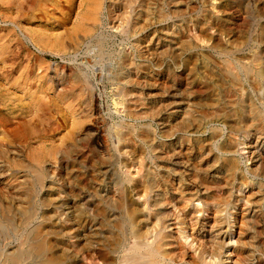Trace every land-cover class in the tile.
Instances as JSON below:
<instances>
[{
    "label": "rangeland",
    "instance_id": "rangeland-1",
    "mask_svg": "<svg viewBox=\"0 0 264 264\" xmlns=\"http://www.w3.org/2000/svg\"><path fill=\"white\" fill-rule=\"evenodd\" d=\"M98 1L0 0L1 251L9 255L21 245L15 226L3 222L2 215L34 212L36 220L30 228L41 225L43 215L55 217L71 233L69 244L80 252L88 202L100 191L104 198L118 197L120 186L109 174L125 178L124 164L135 165V173L141 157L143 174L153 172L162 190L151 193L152 200L164 195L180 206L182 193L188 199L196 195L207 201L223 196L227 203L218 206L217 219L226 217L233 224L234 235L225 237L233 255L229 264H264V249L246 247L255 237H263L264 242V233H259L264 232V196L256 195L264 189V176L259 175L264 167V137L256 131H231L218 116L228 113L230 97L213 99L209 90L214 84L211 75L229 57L214 47L216 40L239 54L264 50L259 42L264 0H182V5L159 10L165 19L156 10L147 17L144 14L145 18L136 15L138 25H146L137 37L114 28L123 10L109 0L101 9ZM198 20L207 37L213 38L211 42L195 39ZM243 33L248 44L230 43V38ZM100 40L107 43L105 56L99 53ZM125 56H131L133 63L129 79L116 82L111 69ZM207 56L213 66L205 69ZM246 93L264 115V88L257 93L247 84ZM130 129L136 137L125 144L127 153L121 154L117 131ZM144 132L151 138H144ZM223 144H233L235 149L224 153ZM228 158L240 165L236 180L223 171L222 163ZM108 162L118 165L108 167ZM197 168L207 181L204 186L197 180ZM40 177L30 196L33 179ZM212 178L219 181L220 190L211 185ZM245 178L249 185L241 186ZM144 181L141 176L136 184L142 187ZM202 204L192 202L186 223L190 226L192 219L200 220L195 234L209 248L212 226L219 221L216 207ZM169 209L171 222L186 218H182V207L181 214ZM260 219L263 224L258 223ZM179 242L188 246L191 239L179 238Z\"/></svg>",
    "mask_w": 264,
    "mask_h": 264
},
{
    "label": "bare ground",
    "instance_id": "bare-ground-1",
    "mask_svg": "<svg viewBox=\"0 0 264 264\" xmlns=\"http://www.w3.org/2000/svg\"><path fill=\"white\" fill-rule=\"evenodd\" d=\"M98 2V5L102 9V5L103 7H105L107 0H99ZM109 2L113 7L124 11V14L122 16L117 17L116 22L118 23V26L114 28L118 31L121 30L129 37H137V35L140 34L142 29L146 26L145 25L141 28L138 25L137 20H135L136 15H143L144 17L145 14L147 17V15L152 12L150 10H156V13H158L159 15L161 14L160 18L165 19V15L160 12L162 8H164L165 6L167 7V5H182V0H124L122 2L109 0ZM204 3L206 4V2ZM262 14L264 15V12H262ZM194 25L196 26V31L198 30L197 33L195 32V39L199 40L200 42L212 41L213 38H208L205 34L206 31L201 29L202 27L200 26L202 25L199 20L196 21ZM259 29L261 30L259 42L264 43V25L261 24ZM221 34L225 35L224 32H221ZM230 39L232 41L230 42L231 44H238L239 46L246 45L249 42L244 36V33L240 38L237 37L233 39L232 37ZM106 45L107 43L105 40L98 41L99 53L103 55L105 54ZM214 47H216L217 50H221L222 52L224 51L227 55H229V57L227 56V62L223 64L221 70L216 74L213 73L211 75L214 84L211 85L212 87L209 90L212 93L211 95H215L214 97L212 96V98L218 99L220 97L225 98L224 96L230 97V102L228 101L230 103L228 106L230 108L227 110L228 113L220 114L219 112V118L222 120V122L224 121L228 124L231 131L237 133L256 131V134L259 133L260 138H263L264 115L260 110L261 107L259 108V106H256L255 103L257 102H254L250 94L246 93V85L248 84L249 87H251L253 91L257 93L262 92L264 88V50L261 49L253 53L252 55L239 54L233 52L232 50V52L227 51V47L225 45L219 44L218 40H216V44ZM204 59H207L208 61L207 65H205V69H208L210 65L213 64V60L209 56ZM132 66L133 63L131 60V56H125L122 59L118 60L116 62V68L111 69L114 77L113 80L116 82L128 80L129 74L127 73ZM125 96L127 97L126 91ZM260 99L262 100L263 98L260 97L259 100ZM123 100L125 99L123 98ZM262 101H264V99ZM127 109L130 113L131 118L134 117L133 111H131L129 107ZM142 136L146 139L151 138L148 132H144ZM135 137V133L131 129L126 133L117 131V141L118 145L120 146L118 150L121 154L126 152L127 147L125 146V144L127 142L130 143L134 141ZM243 143L244 142H242V144ZM232 149H235V146H233V144L229 146L227 144H223L220 146V150H222L224 153L232 152ZM113 159L114 161H117L114 156ZM140 159L141 161H138L139 168L136 169L135 173L132 171L133 168H135V165H133V167L128 166L127 164H124V166H122V168H124L125 170V178L117 175V173L109 174L112 175V182H115L117 186H120L118 197H116L115 199L104 198L101 195V191L99 190L100 192H97L94 196L96 197V199L94 201L88 202V213L83 220L85 243L83 247L80 248V252H77L78 250L69 244L68 241L70 239L71 233H69L67 228L59 226V223L57 222L58 220H56L55 217L53 218L43 215V220H41L42 224L30 228V225L35 222L34 212H17L13 215L11 214V216L8 213L3 214L1 218L2 221L10 226H15L14 231H16L21 238V245L18 247L17 251L13 253L11 252L12 254H4L1 251L0 247V258L4 257V264H229V261L232 260L233 255H229L231 246L230 242H228L226 238L228 237V239H231V235L233 234V224H231L230 221H227L226 217L217 219L220 213V211H218V206H221L222 202H224V204L225 202L227 203V201L223 199V196H213V192V197H211V200L207 201L201 199V197H198L196 195V197L193 196L192 199H188L185 197L184 193H182L180 199V203L182 206H179L177 203H175L174 200L164 195H162L160 199L152 200L150 194L153 192H159L161 190L160 184L156 180L153 172H151L150 170L146 174H143V170L145 168L143 163L144 160L141 157ZM108 164L109 162L107 163V165ZM115 164L118 165L115 162L112 164L110 163L108 167H111ZM239 166L234 159L230 158L224 159V163H222V168L226 177H232L233 180H236V177L238 176H236V174L239 170ZM114 167L116 168V166ZM200 168H197V180L199 181V184L201 186H204L207 184V181H205L206 179H204V175L201 177ZM212 169L210 167L211 171ZM259 175L264 176V167L259 169ZM141 176L145 180L144 184H141L142 187L136 184V181L140 180ZM33 180L34 182L32 183V186L29 185L31 186L29 189L30 196L36 190L35 188L37 185H35V182L42 181L41 177L37 179L34 178ZM210 181L211 185L216 186V188H218L217 190H220L221 187L217 185H220L219 181L213 178ZM241 182V186L249 185V182L246 180V178ZM104 184L105 182H102L101 185ZM126 184L132 185V187L129 186L130 188H128ZM256 195L264 196V189L261 187ZM194 201H201L204 207L209 205V203L213 204V207H216V219L219 221V223L212 226V234L209 239V242L212 244V246L209 248H207V241H205V239L197 238V235L195 234L196 230L200 226V220L195 218L192 219V224L190 226L186 223V219H188V217H186L188 215L187 208ZM180 207H182L181 210L183 211L182 218H186L182 219V222L178 221L179 219H175V222H171L169 220V218L171 217L169 208H171V210L173 209L176 212L178 211L179 214L181 212ZM202 212L204 211H198V213ZM258 223L263 224V221L260 219ZM226 227L228 228L226 229ZM7 230H9V228H7ZM4 233H6V230L4 231ZM245 233L246 235L251 234L249 230H247ZM259 233L263 234L264 232L262 230ZM3 236L4 235H0V239L1 237L3 238ZM179 238L184 239L185 242L191 239V242L187 246L185 243L182 244L181 242H179ZM262 238L263 237H255L249 240V243H246V247H250L255 250L264 249V242ZM261 244L263 245L262 247L260 246ZM243 255H245V253Z\"/></svg>",
    "mask_w": 264,
    "mask_h": 264
}]
</instances>
